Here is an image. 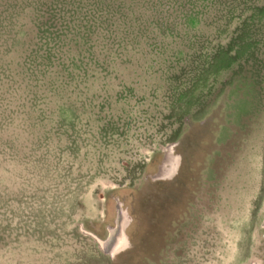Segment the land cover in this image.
<instances>
[{
	"label": "rangeland",
	"instance_id": "obj_1",
	"mask_svg": "<svg viewBox=\"0 0 264 264\" xmlns=\"http://www.w3.org/2000/svg\"><path fill=\"white\" fill-rule=\"evenodd\" d=\"M0 264H264V0H0Z\"/></svg>",
	"mask_w": 264,
	"mask_h": 264
}]
</instances>
